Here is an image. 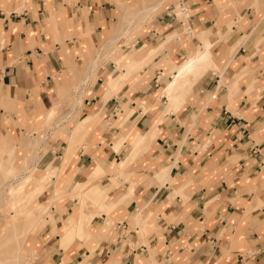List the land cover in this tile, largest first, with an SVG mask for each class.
<instances>
[{
	"label": "crops",
	"instance_id": "crops-1",
	"mask_svg": "<svg viewBox=\"0 0 264 264\" xmlns=\"http://www.w3.org/2000/svg\"><path fill=\"white\" fill-rule=\"evenodd\" d=\"M29 166L38 264H264V0H0V190ZM74 211L92 237L67 244Z\"/></svg>",
	"mask_w": 264,
	"mask_h": 264
},
{
	"label": "rangeland",
	"instance_id": "rangeland-1",
	"mask_svg": "<svg viewBox=\"0 0 264 264\" xmlns=\"http://www.w3.org/2000/svg\"><path fill=\"white\" fill-rule=\"evenodd\" d=\"M143 25L144 23L140 24L139 28L141 29ZM137 28L134 30H137ZM131 37L132 36H127V41ZM125 69V72L121 74L112 84L114 89L119 87L125 80H127L130 75L141 70V66L137 67L131 72V74L127 73V67H125ZM195 75H193V77ZM188 79L189 78L186 80ZM37 151L38 148L35 150V152L39 154V151ZM16 161L17 160L14 157L11 162L13 169L9 172L11 173L12 177L17 176V172L23 171V164H19V162ZM31 166L26 169L31 170V173L27 178L29 179L27 185L20 183L16 184V179L8 181L6 183L14 184V187L11 191L2 193L1 196L3 197V202L0 205V212H2L4 207H6L3 213H0V219H2L1 223L2 225H5L11 220L12 222L6 228H0V264H38V255L33 250H27L26 248L32 247V237L30 233L33 231V228L37 226V231H39L45 221V216H48L49 213L45 212L44 209H42V206L37 202V197L42 191H44L43 182L45 181V175L42 170H38L37 168L32 169ZM15 168L19 169L15 170ZM1 177H4V175ZM33 178H37L39 181V183L35 186H31ZM2 183L3 181L0 182V186ZM48 186H52V180H49L48 183H46V187ZM39 187H41L39 190H35ZM31 190V194L27 195ZM80 191L81 189H77V192ZM103 195L105 196L106 194L99 188L95 187L91 190L90 196L81 197L82 204L84 206L87 202H89L91 203L92 207H94L99 212H108L111 210L110 208L100 209L96 202V200ZM60 198H62V196ZM74 212V216L64 221L63 232L65 233L64 239H66L67 244H69L75 237L91 239V237L88 235V232H86L85 227L94 215L91 214L84 220L82 216L83 213L81 215V213L79 214L78 211ZM79 215L81 217L80 219H77Z\"/></svg>",
	"mask_w": 264,
	"mask_h": 264
},
{
	"label": "bare ground",
	"instance_id": "bare-ground-1",
	"mask_svg": "<svg viewBox=\"0 0 264 264\" xmlns=\"http://www.w3.org/2000/svg\"><path fill=\"white\" fill-rule=\"evenodd\" d=\"M208 49H209L208 48V44H206L205 47H204V49H203V51H198V52L194 53V55L192 57H189V59L186 62L184 61L185 63L183 65H181L178 73L175 74V76H174V81L167 87L166 93H165L168 96V98L172 101V103H174L176 101L174 98L177 95H179V94L181 95L184 92V88L185 87L182 85V82H184L189 77H193V75H195L197 73V70L199 68L211 64L212 58H211V55H210V52H209ZM87 121H88V119L85 120L84 122H82L80 125H78V131L80 129H82V127L87 123ZM149 137L150 136H148L146 138L144 137L142 140H140L138 142H140V143L146 142V141H148L150 139ZM135 144H137V142ZM34 155H35L34 156V159H35L34 161L38 160L37 159L39 157L38 154L36 153ZM123 167L124 166H122L121 169H123ZM30 171L31 170H26L27 173H29ZM100 174H101L100 170L99 169H96L92 173V176H93V178L94 177L96 178ZM28 181H29V179L26 178V179L20 180L19 182H20V184L27 185ZM15 183L17 184V180H16ZM85 186H86V184H85V182H83L81 184H78L77 189H81L82 190ZM13 187H14V184L4 183L3 186H2V188H1V190H0V192L2 191L3 193H6L8 191H11ZM40 188L41 187L36 188L35 190H39ZM1 196H2V194L0 195V203L3 201V197H1ZM107 199H108L107 195H105V196L103 195V196H101L100 198H98L96 200V202L98 204V207L100 209H109L110 208L105 203V201ZM88 235L90 237H92L90 233H88Z\"/></svg>",
	"mask_w": 264,
	"mask_h": 264
}]
</instances>
